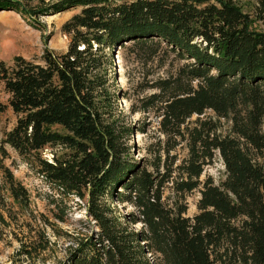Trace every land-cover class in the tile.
I'll return each instance as SVG.
<instances>
[{"label": "trees", "instance_id": "16d2710c", "mask_svg": "<svg viewBox=\"0 0 264 264\" xmlns=\"http://www.w3.org/2000/svg\"><path fill=\"white\" fill-rule=\"evenodd\" d=\"M73 8L80 11L61 27L69 36L64 54L0 61V83L17 116L4 143L85 199L96 228L66 264H264V31L255 27L264 0H252L250 12L238 0H62L54 10ZM0 9L25 14L14 0H0ZM124 44L150 60L160 51L183 62L142 100L163 136L150 164L129 152L132 128L106 123L99 111L97 54ZM56 145L69 158L41 159V150ZM182 146L179 160L171 152ZM216 153L225 175L217 185L201 180ZM0 170L9 198L27 206L26 188L7 167ZM194 191L197 213L188 217L186 196ZM112 202L133 211L122 216Z\"/></svg>", "mask_w": 264, "mask_h": 264}, {"label": "rangeland", "instance_id": "374dc122", "mask_svg": "<svg viewBox=\"0 0 264 264\" xmlns=\"http://www.w3.org/2000/svg\"><path fill=\"white\" fill-rule=\"evenodd\" d=\"M23 12L0 9V61L11 65L16 56L39 62L46 50L64 54L69 45V36L61 32L62 25L79 8L55 12V6L62 0H14ZM252 0H238L243 12H250ZM257 30L264 31V20L256 22ZM101 67L97 71L104 82L99 111L106 123L115 122L119 128H132L125 140L135 160L150 164L153 154L160 148L163 136L159 132V118L153 110H143L142 100L158 91L153 88L160 79L175 75L182 61L171 54L159 51L154 58L147 59L131 44L101 47L97 54ZM8 94L0 83V165L7 167L29 193L27 206L14 203L2 188L3 176L0 170V264H66L68 257L80 242L89 238L96 230L94 222L86 212V202L74 192L51 183L40 171L39 164L29 156H20L4 143L5 134L16 124L17 116L8 106ZM205 116L214 117L211 111ZM192 119H195L193 117ZM221 120V131L228 127ZM52 131L66 132L53 126ZM162 147V146H161ZM70 151L59 145L47 146L40 151V157L48 162L54 158H69ZM171 155L180 160L186 156L184 146ZM224 166L216 153L213 161L204 168L201 180L212 178L214 184L223 181ZM199 193L186 196V216L197 213ZM117 213L125 216L133 211L127 204L112 202ZM61 218V219H59ZM138 229L139 225L132 226ZM26 251L30 255H26Z\"/></svg>", "mask_w": 264, "mask_h": 264}]
</instances>
